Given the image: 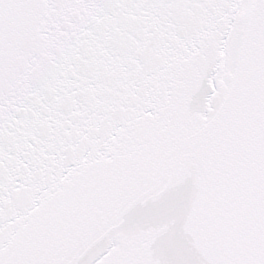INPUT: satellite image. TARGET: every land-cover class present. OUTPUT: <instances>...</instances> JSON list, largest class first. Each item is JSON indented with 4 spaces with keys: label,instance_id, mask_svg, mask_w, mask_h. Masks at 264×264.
<instances>
[{
    "label": "snow or ice",
    "instance_id": "snow-or-ice-1",
    "mask_svg": "<svg viewBox=\"0 0 264 264\" xmlns=\"http://www.w3.org/2000/svg\"><path fill=\"white\" fill-rule=\"evenodd\" d=\"M0 264H264V0H0Z\"/></svg>",
    "mask_w": 264,
    "mask_h": 264
}]
</instances>
